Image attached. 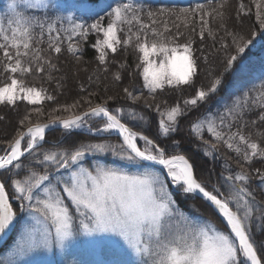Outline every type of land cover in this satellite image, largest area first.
<instances>
[{
  "label": "snow or ice",
  "instance_id": "1",
  "mask_svg": "<svg viewBox=\"0 0 264 264\" xmlns=\"http://www.w3.org/2000/svg\"><path fill=\"white\" fill-rule=\"evenodd\" d=\"M52 7L50 0H9L7 14L0 16V65L3 72L9 74V82L0 86V104L15 105L22 99L30 105H39L46 99L52 100L53 97L46 95L44 90L26 87L17 74H30L34 69L44 72L45 66L55 68L51 58L45 55L46 50L39 47L44 43H47L48 52L59 55L65 51L62 46L67 42L66 51L80 60L78 41H74L76 38L86 39L90 32L102 35V39L98 38L94 44L100 64L106 63L109 51L115 54L118 46L132 45L134 37L144 66V86L150 93L163 89L165 85L180 87L194 83L198 66L192 42L178 44L175 43L178 37L172 40L164 37V33L170 31L167 21L163 23V31H158L153 27L158 23L153 12L147 13L148 22H145L142 9L131 2L119 3L115 7L109 5L111 11L107 12L105 26L102 16L90 24L77 22L72 16L51 19ZM79 7L92 12L98 6L84 2ZM224 7L221 3L207 11L204 5L198 4L195 9H180L179 13L172 14L185 27L191 24L190 18L199 14L203 39L205 30L214 36L205 17L218 19L224 26L225 14L221 11ZM255 7L257 19L264 25V12L261 11L264 0L256 2ZM25 8L27 12L23 10ZM239 9L244 12L245 5L241 3ZM164 11L161 9L160 13ZM96 15L99 16V12ZM65 21L68 23L66 28L63 26ZM134 23L138 25L136 32H132ZM124 25L128 26L130 34L122 39L119 33L124 31ZM149 33L154 39H148ZM251 42V39L233 35L235 54L224 61V71L233 68L234 62ZM115 79H121L118 73ZM221 85L222 77L218 76L207 88L197 90L193 98L185 99V108L171 107L166 119L159 122L158 136L171 138L170 134L177 131L179 118L185 114L187 106H198ZM124 92L133 101L139 99L128 88ZM87 103L91 105V101ZM251 104L261 109L257 116L264 126V91L253 98ZM76 107L74 103L55 111L70 113ZM246 110H251L247 94L227 110V116L233 122L242 120ZM33 111L40 113L41 110ZM30 115L20 121L26 131H17L4 154L0 155V176L8 181L0 180V236L19 224L17 212L9 203L8 187L21 201L20 210L27 213V222L15 248L0 264H22L24 258L33 253L51 251L54 247L64 249L81 234L111 237L91 243L106 245L121 257H128L130 253L135 257L134 260H122L120 264H264V239L257 240L254 232L258 221L259 234L264 236V198L257 200L250 186L253 177L243 165L238 164L241 170L235 174H221L219 185L209 186L195 176L193 165L184 155L169 154L147 135L133 131L122 122V110H110L107 102L90 106L83 114L56 117L49 123L33 124ZM128 117L144 119L134 113H128ZM86 118H98L101 124L95 126V132H116L122 143H78L59 151H37L45 141L50 124L59 122L63 129L72 131L84 127ZM251 123L256 125L257 121ZM205 126L214 142L204 140L203 143L210 144L212 149L223 144L245 164L251 165L254 158L264 162L262 143L253 139L251 134H244L240 128L231 132L232 124L225 123V117H220L219 126L215 119L197 121L191 131L203 140ZM221 126L228 128L229 132H222ZM92 130L89 128L90 132ZM258 136L264 138V132ZM138 140L144 142L143 148L138 146ZM105 154L129 164L160 166L166 170L171 183L179 186L182 195L187 199L199 197L222 218V224L218 226L212 218H192L180 207L159 172L129 175L100 164L84 166L87 157ZM256 173L264 181V164L256 169Z\"/></svg>",
  "mask_w": 264,
  "mask_h": 264
},
{
  "label": "trees",
  "instance_id": "2",
  "mask_svg": "<svg viewBox=\"0 0 264 264\" xmlns=\"http://www.w3.org/2000/svg\"><path fill=\"white\" fill-rule=\"evenodd\" d=\"M8 2L9 0H0V16L7 14L6 5ZM84 2L98 7L95 8V11L86 12L79 7ZM127 2H131L142 9L141 15L145 22H148L147 13L149 11L156 14L158 23L153 27L158 31H163V23L167 21L170 31L165 32L164 37L169 40L178 37L175 39V43L178 44L187 41L192 42L194 58L198 66L194 83L180 87L165 85L163 89H157L156 92L150 93L144 86L142 75L144 66L140 60L141 54L135 47L134 37L132 45L118 46L115 54L109 51L105 64H100L99 53L94 47L95 41L98 38L102 39V35L98 36L95 32H90L84 40L76 38L74 41H78L80 51L77 55L80 56V60H76L71 53L66 51L67 42L62 46L65 51L59 55L48 52L47 43H44L39 47L46 50L45 55L51 58L55 68L45 66L44 72L34 69L30 74L23 76L17 74V78L21 79L26 87L42 89L46 95L52 96L53 99H46L39 105H30L22 99L17 100L15 105L0 104V155L4 154V150L7 149L8 143L14 138L17 131L26 130V127L22 128L20 125V121L26 115L31 114L30 119L33 124L47 123L56 117L66 118L72 114H81L88 111L90 106L107 102L110 110H122L124 113L122 122H126L133 131L147 135L159 146L164 147L169 154L184 155L193 165L194 174L199 180L208 183L209 186L219 185L222 182L221 174H235L241 170L238 164L243 165L253 177L250 186L255 191L257 200L264 198V181H261L256 173V169L261 168L264 162L254 158L251 165L245 164L235 152L229 151L223 144H220L215 150L212 149L210 144L203 143L204 140L214 142L211 134L207 132L206 126L203 132V140L197 138L191 131L195 122L203 121L206 118L215 119L219 126L220 117L223 116L225 123L232 124L231 132L240 128L244 134H251L253 139L258 140L264 146V138L258 136V133L264 132V126L257 116L261 109L252 107L251 104L252 99L264 91V25L257 19L255 7L256 2H260V0H50L53 5L50 18L72 16L77 22L86 21L90 24L102 16L104 18L102 22L106 26L108 22L107 12L111 11L108 6L115 7L119 3ZM221 3L225 5L221 11L225 14L226 22L224 26H221L218 19L205 17L209 20V26L213 30L214 36L209 35L208 31L205 30L203 39L200 36L199 14L190 18L191 24L188 27H185L172 14L179 13L180 9H195L198 4L204 5L205 10L211 11ZM241 3L245 5L244 12L239 9ZM161 9L165 10L163 14L160 13ZM23 10L28 11L26 8ZM261 11L264 12V9ZM96 12H99L100 15L97 16ZM41 18H45L43 14H41ZM177 24L179 27L176 26ZM57 26L59 27V25ZM63 26L68 27L67 21L64 22ZM123 28L124 31L119 33L122 39L127 38L130 34L127 25H124ZM137 29L138 25L134 23L132 32H136ZM234 34L243 36L245 40L251 39L252 42L247 44L245 52L234 62L233 68L224 71V61L229 55L235 54ZM148 39L152 40L154 37L149 33ZM46 40L47 35H45ZM0 58H2V53H0ZM117 73L121 77L120 80L115 79ZM8 75L3 72L2 65H0V86L9 82L7 80ZM218 76L222 77V85L218 91L210 94L206 101L199 102L196 107L187 106L185 114L179 118L177 131L170 134L171 138L158 136L159 122L161 119H166L167 111L176 105L185 108V99L193 98L197 90L202 87L207 88L211 81ZM125 88H128L139 99L133 101L128 98L127 93L124 92ZM245 94L249 97L251 110L244 112L242 120L233 122L227 116V110L241 101ZM87 101H91V105ZM74 103L77 104V107L72 109L70 113L62 110L55 111ZM37 108L41 110L40 113L33 111ZM128 113H134L144 119L142 121L132 120L128 117ZM253 120L257 121L256 125L251 123ZM97 123L101 122L97 121ZM245 124L246 127H244ZM220 130L224 133L229 132L228 128L222 126ZM105 142L114 145L122 143L120 138L114 135H97L82 130L67 132L55 129L45 135V141L37 151H59L78 143ZM95 164L116 168L128 174L139 172L140 168L146 166L129 164L111 154L89 156L84 166L89 167ZM0 180H5V178L0 176ZM5 182L8 183L7 180ZM6 190L9 193L13 210L17 212L19 224H17L13 237L0 251V262L7 258L6 252L18 234L21 221L27 219V213L20 210L21 201L16 198L14 190L11 187ZM170 191L180 207L192 218H212L218 226L222 224L218 215L200 198L187 199L181 192H175L171 189ZM259 228L260 222L257 221L254 229L257 240L264 239V236L259 234ZM66 263L82 264L78 257L74 261L68 259Z\"/></svg>",
  "mask_w": 264,
  "mask_h": 264
},
{
  "label": "rangeland",
  "instance_id": "3",
  "mask_svg": "<svg viewBox=\"0 0 264 264\" xmlns=\"http://www.w3.org/2000/svg\"><path fill=\"white\" fill-rule=\"evenodd\" d=\"M87 123L81 129L76 130H83L87 131L92 134H108V133H96L95 126H99L101 123H97L99 121L98 118H91L86 119ZM89 128L93 130L90 132ZM68 132V131H67ZM138 146L143 148L144 142L142 140H138ZM139 172L129 175H140L147 171H155L159 172L164 180L167 182L163 172L160 170L145 166L139 169ZM67 174H65L66 176ZM168 184V182H167ZM169 190L171 189L170 185ZM11 203V202H10ZM18 218V215H17ZM27 222V219L21 221V225L19 231H17V235L13 241V244L6 252V257L8 258L16 246V242L19 240L20 233L23 230V226ZM111 237L108 236H84V235H77L72 241H70L64 249L53 248L51 251L47 252H37L33 253L24 258L22 264H67V260L71 259L72 261L75 260L76 257L81 259L82 264H120L122 260H134L135 257L129 254L128 257H121L111 250L106 245H96L94 246L91 242L94 240H105L110 239ZM68 257V259H67Z\"/></svg>",
  "mask_w": 264,
  "mask_h": 264
},
{
  "label": "water",
  "instance_id": "4",
  "mask_svg": "<svg viewBox=\"0 0 264 264\" xmlns=\"http://www.w3.org/2000/svg\"><path fill=\"white\" fill-rule=\"evenodd\" d=\"M83 113H84V112H83ZM83 113H81V114H83ZM47 123H49V122H47ZM55 129L65 130V129H63V127L59 124V122H57L56 124H50L49 128L46 129V133H45V135H46L48 132H50V131H52V130H55ZM25 131H26V130H25ZM112 135H118V133H112ZM118 136H119V135H118ZM119 138H120V140H121V142H122V138H121V137H119ZM42 143H43V142H42ZM145 164L160 169V170L163 172V174L165 175V177H166L167 181L169 182L170 186L172 187V189L175 190V191H177L176 189H177L179 186H177V185H173V184L171 183L170 178L167 177V172H166V170L162 169V168H161L160 166H158V165H151V164H147V163H145ZM198 198H199V197H198ZM9 203H10V201H9ZM221 220H222V218H221ZM15 228H16V227H15ZM15 228H14V229H10V230L7 232V234H5V235H3V236H0V250H1V249L7 244V242L9 241V239L12 237V235H13V233H14V231H15Z\"/></svg>",
  "mask_w": 264,
  "mask_h": 264
},
{
  "label": "bare ground",
  "instance_id": "5",
  "mask_svg": "<svg viewBox=\"0 0 264 264\" xmlns=\"http://www.w3.org/2000/svg\"><path fill=\"white\" fill-rule=\"evenodd\" d=\"M113 133H116V132H113Z\"/></svg>",
  "mask_w": 264,
  "mask_h": 264
}]
</instances>
